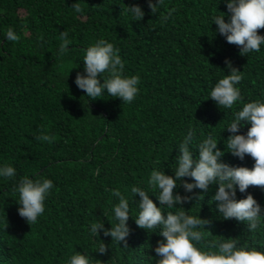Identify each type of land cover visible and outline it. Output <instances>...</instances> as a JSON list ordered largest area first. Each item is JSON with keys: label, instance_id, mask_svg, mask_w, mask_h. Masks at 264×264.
Masks as SVG:
<instances>
[{"label": "trees", "instance_id": "16d2710c", "mask_svg": "<svg viewBox=\"0 0 264 264\" xmlns=\"http://www.w3.org/2000/svg\"><path fill=\"white\" fill-rule=\"evenodd\" d=\"M78 2L80 13L71 7L74 0H0V164L16 169L14 177L0 178V264H65L76 251L89 252L97 264H156L153 249L162 238L135 224L138 194L130 199L127 246L111 243L100 230L89 235L93 221L111 227V206L117 202L111 190L130 198V187H145L154 167L172 175L177 145L189 127L194 155L195 143L209 134L226 149L229 132L223 128L233 113L245 102L264 100V45L241 55L237 45L215 33L211 16L227 12L223 0H162L157 13L146 0ZM133 3L145 12L139 20L125 11ZM9 27L16 41L4 38ZM61 31L69 39L64 55L57 54ZM257 31L264 34V27ZM100 38L119 48L123 74L139 77L131 102L107 95L88 99L74 84L76 73L83 74L84 49ZM225 58L242 73V98L230 109L207 97L229 70ZM42 133L52 142L37 140ZM221 159L231 166L254 163L247 154L240 160L227 150ZM25 175L50 178L54 185L31 225L17 213L15 185ZM216 187L210 185L203 199L193 196L182 204L188 214L210 220L200 229L207 234L201 245L236 237L264 247V217L252 232L243 221L220 217L211 201ZM174 191L186 194L182 186ZM249 192L264 207L260 186L249 185L236 197ZM149 196L159 206L156 194ZM100 243L104 253L93 249Z\"/></svg>", "mask_w": 264, "mask_h": 264}, {"label": "clouds", "instance_id": "9594fccd", "mask_svg": "<svg viewBox=\"0 0 264 264\" xmlns=\"http://www.w3.org/2000/svg\"><path fill=\"white\" fill-rule=\"evenodd\" d=\"M162 0H146L147 7L152 13H157ZM220 2V0H219ZM227 12L211 16V23L216 25L215 33L223 36L226 42L235 44L241 55L249 52H259L264 45V34L258 29L264 27V0H223ZM76 13L81 12L78 0L71 5ZM131 20H139L145 15L139 4H131L125 9ZM172 9L168 10L170 15ZM227 15V20L224 18ZM167 15L162 14L166 20ZM58 44V55H64L68 50L69 39L66 31H61ZM7 41H16L18 35L9 27L4 32ZM119 48L112 42L100 38L84 49L83 74L77 72L74 84L83 90L88 99L119 97L123 102H131L138 93L139 77L123 74V62ZM228 72L215 80L207 97L212 98L216 105L230 109L241 100L239 82L242 73L232 66L225 58ZM102 78V79H101ZM247 123V131L241 133L238 128ZM229 135L224 143L226 149L217 147V139L211 134L195 143L196 154L191 145L194 142V130L189 127L182 141L177 145L175 167L173 174H166L163 168H153L147 177L145 187L132 185L131 197L126 198L118 188L111 190L117 202L111 206V227L105 228L103 222L93 221L87 228L91 237L98 235V230L105 237H111V243L125 242L129 234L128 218L130 214V199L138 194L139 199L133 202L136 214L132 215L135 224L146 230L155 229L162 238L157 240L153 249L159 259L156 264H264V247L242 244L236 237L216 239L207 246L201 245L206 233L200 229L210 223L208 218L199 214H188L182 206L195 196L203 199L209 186L217 185L211 201L217 202L215 209L224 219L234 218L243 221L249 232L257 229L264 217V207L249 192L237 199L236 193H244L249 185L264 188V100L245 102L238 111L233 113L231 122L223 128ZM37 140L51 143L53 137L42 133ZM227 150L233 156L243 160L249 155L254 163L247 166H231L221 157ZM16 169L11 164H0V178H12ZM190 177V180H182ZM182 186L185 195L174 191ZM50 178L27 175L19 178L15 185L18 194L17 213L30 225L44 212L45 200L53 189ZM200 189L202 192L193 193ZM149 193L156 194L159 206L150 198ZM175 205H181L176 207ZM96 249L99 253L106 251L104 243ZM89 252L76 251L70 255L65 264H97Z\"/></svg>", "mask_w": 264, "mask_h": 264}]
</instances>
